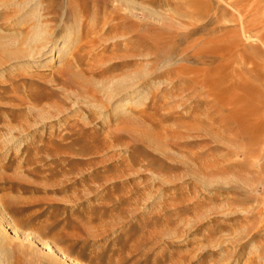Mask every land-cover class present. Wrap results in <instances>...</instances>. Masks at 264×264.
I'll use <instances>...</instances> for the list:
<instances>
[{
  "label": "rangeland",
  "instance_id": "obj_1",
  "mask_svg": "<svg viewBox=\"0 0 264 264\" xmlns=\"http://www.w3.org/2000/svg\"><path fill=\"white\" fill-rule=\"evenodd\" d=\"M2 1L4 41L84 22L0 66V264H264V0ZM128 75V122L82 98Z\"/></svg>",
  "mask_w": 264,
  "mask_h": 264
},
{
  "label": "bare ground",
  "instance_id": "obj_2",
  "mask_svg": "<svg viewBox=\"0 0 264 264\" xmlns=\"http://www.w3.org/2000/svg\"><path fill=\"white\" fill-rule=\"evenodd\" d=\"M28 1L29 0H21L20 2L16 3L15 6L17 8H20L22 5L23 6L26 5V3H28ZM3 4H4V2L1 0L0 1V8H2L4 6ZM69 8H71V7H69ZM35 10L38 11L37 9H35ZM74 11H75V9H74ZM79 11H80V8H79ZM21 13L22 12L20 10L19 11H15V10L12 11L11 10V12L7 15V17L4 16L5 17L4 19L7 22L9 21V22H16V23H21V24L24 23L25 24V22H27L26 21L27 18H25V16L22 15ZM78 17L79 16L75 15V18L78 19ZM71 18H72V16H71ZM83 18L80 16L77 26L68 27V30L65 31L64 35L61 38L54 39L55 38L54 33H51V31L47 30L48 28L46 26H48L49 24H46V23L45 24L39 23L38 24L39 26H37V28H36V26L32 27L33 29H36V30L34 32H32L31 36L25 37L23 39H19V38L15 39V38L10 37V38H8L9 40L4 41L5 39L3 40L0 37V66L11 62L9 68H11L12 70H14L18 67L26 69L27 67L32 66V64H36V63L40 62V60H43V59H44V61H45V59H47L48 64L53 65L57 62L59 63L63 57V51L68 50V52H69V51H71L73 44L74 45L78 44V42L76 41V37H79V36H77V34H79V31H81L80 26L84 22ZM64 19L65 18L63 16L61 19L62 20L61 22H63ZM51 26L53 27V25H51ZM2 31L3 30L0 29V34L2 33ZM75 35H76V37H75ZM243 36H244V34H243ZM249 36L247 34V36H246L247 39L250 38ZM252 37H254V35ZM23 45H25V47H23ZM62 67L60 68V70L65 69L64 66H62ZM137 81H138L137 76H134V75L123 76L120 78L118 77L117 79H115L112 83L114 86L110 87L109 92L105 91V93H108L107 95L105 94L106 95L105 98L107 99V105H105V104L103 105L101 103H98L97 100L92 101L91 99H93V98L90 99L89 98L90 95L87 96L86 94H82V96H83L82 98L84 99V101L86 103L90 104L91 106L95 107L96 109H100L99 110V116L103 117V119H110L114 114H116V115H120V117H122L124 120H127V122H128L132 118L131 112L129 109H130V106L134 104L131 92H133V91H135V89H137L136 87H138L137 84L139 82V81L138 82ZM247 87H248V85H247ZM137 90H139V89H137ZM138 92H140V91H138ZM94 100H95V98H94ZM132 102H133V104H132ZM108 107H110V110L105 111L104 109H107ZM10 225L8 223H6L5 219L2 217V215H0V232H2V234H4L5 236H10V235L14 236L16 234L15 230H13V228L10 227ZM35 241H36V243H38V246H40L44 250L43 252H47V253L53 252L56 255V257L60 258L62 261H64L67 264H83L79 261H76L74 259L69 258L59 248L51 247V246L47 245L46 243L41 242L37 238H35Z\"/></svg>",
  "mask_w": 264,
  "mask_h": 264
}]
</instances>
